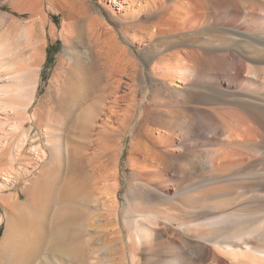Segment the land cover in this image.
Instances as JSON below:
<instances>
[{
    "label": "bare ground",
    "instance_id": "1",
    "mask_svg": "<svg viewBox=\"0 0 264 264\" xmlns=\"http://www.w3.org/2000/svg\"><path fill=\"white\" fill-rule=\"evenodd\" d=\"M26 1H31L33 16L45 3ZM105 1L100 10L89 0L61 2L73 18L62 31L72 29L68 34L75 35V42L86 39L91 53L82 51L80 67L62 58L54 93L38 102L33 113L39 60L30 70L18 66L12 57L16 47L0 34V202L18 209L22 194L4 192L36 167L40 174L35 180L42 181H31L25 189L31 193L32 185L38 187L33 189L39 193L30 195L40 205V217H8L7 236L15 228L27 234L16 244L13 264L38 260L54 204L76 213L93 207L88 230L99 221L107 246L117 243L120 260L128 264H264V0H245L249 6L244 11L235 3L228 9V24L213 23V0ZM209 61L223 73L205 72ZM161 91H169L165 100L150 97ZM75 119L81 136L96 146L90 157L91 191L71 185L72 179L59 183L67 172L54 141L62 146ZM29 122L43 133L34 132ZM28 153L32 162L16 164L15 156ZM125 153L136 183L123 203L117 168ZM48 160L52 167L47 169ZM67 217L49 225L57 242L72 237L63 246L52 242L53 251L66 246L73 257L69 264H99L96 248L86 252L81 246L85 222L80 214ZM108 249L104 263H119L116 247V253Z\"/></svg>",
    "mask_w": 264,
    "mask_h": 264
},
{
    "label": "rangeland",
    "instance_id": "2",
    "mask_svg": "<svg viewBox=\"0 0 264 264\" xmlns=\"http://www.w3.org/2000/svg\"><path fill=\"white\" fill-rule=\"evenodd\" d=\"M64 1H66V2H64ZM67 1L68 2L69 1L76 2L77 0H61V1L60 0H45V3H43V5H41V7L39 9V13L37 15L33 16L31 13L32 10L30 9L31 1H26V0H0V34H3V36L6 35V38L8 37L7 42L10 41L11 47H16V49L13 48L15 51H13V53H12V55H13L12 57L14 58L15 62L18 64V66L19 65H21V67H22V65H23V67L27 66L26 68H24L25 70H30L31 66H33V67L35 66L34 63H36V60L37 61L39 60L37 63L40 66L38 64H37V66L40 69H37V66H36V69L38 70V74L40 76V77L38 76L39 77L38 79H40V80L38 81V86H37V99H36V102L34 103V105L30 109L31 113H33V111H35V109L39 106L37 104L38 102H40L41 100H47L46 98H49L51 96V94L54 93V90L56 89V76H57L56 70L60 69V67H61L60 64L62 65V63H60V61H62L63 59L64 60L68 59V60H66L68 63L70 62L73 65H75L76 67H80L81 61H80L79 55H82V51H85V50L89 51L90 50L89 52L91 53V45L88 41H86V39H83V41H80V42H75L76 41V39H74L75 35L72 36L73 38H71L70 37L71 35L68 34L71 32L72 29L68 30L69 32L62 31L64 27L69 29L66 26H69L71 23H73V18H72V15L70 14L72 12H69L70 8H66L67 3H68ZM89 1L92 4H94V7L97 10L103 9V7L106 8V6L104 4L109 3L105 0H103V2H101L100 0H89ZM14 2H16L18 4V6L21 8V10L19 7H17V9H16L13 6ZM61 2H63V4H66V6L63 5ZM235 3L238 4L239 8L242 11L247 9L249 6V3L246 2L245 0L244 1L243 0H238V1L237 0H235V1L234 0H213L212 5L214 6V9L215 8L216 9L215 10H209L210 12L216 11V13H213V15H214L213 23H218V24L230 23V20L228 18V16H229V10L228 9L230 7H232L233 5L235 6ZM32 21H34V22L36 21L35 26L33 25L34 23L32 24ZM67 23H70V24L68 25ZM151 23L154 24V22H151ZM200 24H202V23H199L198 25H200ZM28 25H30V27ZM64 25H66V26H64ZM32 26H34V27L31 28ZM28 27L31 29V31H32V29L35 28V30L32 31L35 34V36L34 37L32 36V37L35 39H33L31 37V33H29L30 29H28ZM65 28H64V30H66ZM75 29H77V28H75ZM118 29L121 30V27L119 26ZM127 29L130 30L131 33H134L133 29L126 28V30ZM36 30H39V31H36ZM38 32H40V33L42 32L41 33V35H42L41 41L42 42H40L41 44L36 43V40H38L36 38H39V36H36V35H38ZM52 32H54V33H52ZM65 32H66V34H65ZM73 32L74 31H72L71 34H75ZM34 34H32V35H34ZM68 39H70V40L68 41ZM74 42H75V44L79 43L78 46L74 45ZM10 43H7V44H9L8 46H10ZM35 43L37 44L36 48L38 50L40 48H42L41 51L39 50L40 54L36 53V51L38 52V50H36V49H35L36 51L34 50ZM76 46H77V48H76ZM138 46H139V43L136 42L135 48L137 49ZM34 51H35V53H34ZM79 53H81V54H79ZM35 54L36 55L39 54V55H37V58H36ZM68 55H72V57H73L72 61L67 57ZM39 62H41V63H39ZM28 67H30V68L28 69ZM203 70L207 73L210 72L208 74H214V75L220 74L221 72L223 73V70H221L218 66L216 67L215 64H213V61L207 62V64L203 67ZM39 71H40V73H39ZM211 72H213V73H211ZM217 72H220V73H217ZM144 91H145L144 89L141 90L140 96H139L140 98L142 97L143 99H145ZM167 92H169V91H161L160 93L159 92H150V97L152 96L156 99L165 100ZM142 98H141V100H142ZM82 119H83L81 122L82 125L81 124L78 125L76 119L73 120L69 124V126L67 128L68 129V132H67L68 136L66 138H63L60 140L62 142V146L58 147L57 141H54V143H55L54 146L56 148L57 156H58V153H61L60 156H62V170H63V172H65V171L67 172V175L65 173L63 174L64 177L63 178L61 177L62 179H60L61 181L59 180L60 181L59 183H63L64 180L69 181L72 179L73 182L70 181V182H72L71 185H75V183H76V185L85 186L84 190L91 191V190H93L92 187H93V181H94L93 174H92V165H93V162H92L93 158L92 157L94 156L93 151H95L96 146L92 143H91L92 145H90V143L88 145L87 142H89V140L86 139L85 136H81V134H80V131L82 129L81 126L83 128H85L87 126V119H85V118H82ZM33 123H35V122H33ZM33 123L29 122L28 127H32V129H35L34 132H41V134H42L43 133L42 129L40 127L36 126V123L35 124H33ZM46 123H47V121L44 118V120L42 121V124L46 125ZM126 134H125V142H126V145L129 146V144L132 141V139H131L132 137L130 135V132H127ZM41 136H42V142L45 143L44 136L43 135H41ZM15 158H16V164L18 162L28 163V164L30 162H32L31 161L32 157L29 153L27 154V156H25L23 158H19L18 156H15ZM4 161H7V163H5V165H9L8 160H4ZM48 161L49 162L46 164L47 166L45 165L46 167H44V168L48 169V167L49 168L52 167L51 165L49 166L51 160H48ZM70 161L71 162L75 161L74 163H75V165L78 166L79 169L76 166L71 171L69 169ZM13 164H15V163H13ZM13 164H12V166H13ZM111 167H113V165H111ZM129 167L131 168V164L128 163L127 153H125L122 155L121 159L119 160L118 168H117L118 174H119L118 180L120 181V190H119L118 198L123 203H125L124 202L125 201L124 196H125L126 192L128 191V189L130 187H132L134 185V183H136L135 176L132 175L131 169ZM39 171H40V168L36 167L28 175L22 176L21 178L19 177V179L15 180L14 184L11 185V187L8 188V190H6L4 192L5 195H17V193L22 194V195L18 201L20 203V205H18L19 207L17 206L18 209L14 208L10 205H7L6 201L0 202V213L3 215V220L0 222V264H13V261H14V255L13 254L16 252V248L18 247V246L16 247V244L17 243L19 244V242H21L22 240H25V237L27 236V234H26V236H24L25 235L24 232H21V230L19 228L18 229L15 228L14 230L12 229L11 231L13 233L10 231V233L12 235L9 234L7 236L6 233L8 231V227H9V225H8L9 215H22L23 216L22 218L25 217V219L26 218L33 219V218H39L40 217V215H39L41 213V211H39L40 205H39L38 201L34 199V198H36L35 193L36 192H37V194L39 193V191H36L38 187L34 186V187H36V190H34L35 188L33 187V185L31 186V190L32 191L34 190V193L32 191H31V193H29V192H26V190H25L31 181H32L31 182L32 184H33V181L36 182L35 185H38V182L39 183L42 182L40 179L39 180L41 182L39 180L36 181L37 180L36 177L40 174ZM66 176H67V178L65 179ZM133 177H134V179H133ZM30 194H34L35 196L30 195ZM33 202H35V203H33ZM36 203H38V204L36 205ZM77 204L79 205V203H77ZM54 205L55 206H52V208L50 209L51 211L48 212L47 220H50V221H47V222H49V225H51L52 223H53L52 225H55L57 220L60 219V221H61L62 219L64 220V218H68L67 216L70 217L71 213L72 214L74 213L75 215L80 214V216H81L82 220L85 222V224L81 230V236H80L79 240L82 238L80 240V242H82L81 246L86 247V244H87V246L89 245V247H86V248L84 247L83 249H87V248L90 249L92 247L91 249L93 250L96 248L95 251L97 253H99V257H98V261H99L98 263L99 264L100 263L105 264L104 262L107 259L105 252L108 248H109L108 252L111 249H113L114 251H110V252H115V250L117 249V251H116L117 253L115 252L116 255H114L116 263L118 261L120 264H128V263L120 260L122 257L120 255L119 248H117L118 247L116 245L117 243L116 244L115 243H113V244L108 243L109 247L107 246V244H106L107 241L105 240L104 235H102L103 233H100L101 231H98L99 230L98 226L100 225V224H98V223H100L99 221L97 224H95L96 226H93L90 228V230H88L89 226H86V219L88 216H91V211H92L93 207L91 208L90 206H88V208H87V206H86L85 210H80L79 212L76 213V212H71V210H69L68 208L63 209V207H61L59 204H54ZM37 207H39V209ZM53 207H54V209H53ZM168 207L171 208V206H169V204H168ZM37 209L39 212L36 211ZM89 209H91V210H89ZM58 210H60V211H58ZM171 210H173V209H171ZM65 211H67V212H65ZM34 212H36V213L34 214ZM37 212L39 214H37ZM56 212L57 213L62 212L65 215H63L64 216L63 217V216H61L62 215L61 214L60 215L61 217L58 218V214ZM67 213H68V215H67ZM33 214L35 216L36 215L37 216L34 217ZM48 226H47V230H48L49 234H47L48 239H47L46 244H45L46 246L43 247L44 249L42 250V252H41L38 260L35 262V264H37L38 261L40 262L38 264H42V263L43 264H45V263L46 264H53V262H55L56 264H69L70 260L73 259L72 254L69 252V250H70L69 247L66 248V246H64L65 247L64 250H60V251L56 252V251H53V249L50 245L52 242H55V243L61 244L63 246L65 243L67 244V243L71 242L72 237H70V235H68L67 237L64 236L65 238L64 237L59 238L60 239L59 242H62V243H59V242H57L58 236L57 237L54 236V234L51 232L52 228L50 229V227H52V226H49V227ZM88 231H89V233H88ZM17 232L19 233V235ZM21 233H23L24 235ZM25 233H27V232L25 231ZM22 236H23V238L21 239ZM94 236H96V237H94ZM12 237L13 238L15 237L14 238L15 240ZM18 237H19V239H18ZM86 239L87 240L90 239V240L86 241ZM15 241H16V243H15ZM88 242H90V243H88ZM14 243H15V245H14ZM103 247H105L104 250H103ZM115 247H116V249H115ZM89 249H87L86 252H89L91 250V249L90 250ZM98 250H100V251L98 252ZM118 253L120 256L118 255ZM42 255H44V256H42ZM45 255H47V256H45ZM89 256H90V254H89ZM11 257H12V259H11ZM117 257L119 258V260ZM63 258L66 261L63 260ZM87 258H89V257L87 256ZM41 259L43 260V262ZM119 263H117V264H119Z\"/></svg>",
    "mask_w": 264,
    "mask_h": 264
}]
</instances>
